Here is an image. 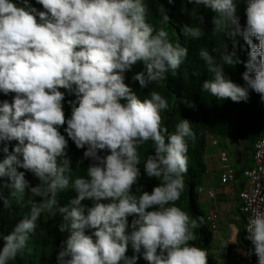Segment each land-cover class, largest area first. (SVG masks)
<instances>
[{"label":"clouds","instance_id":"obj_1","mask_svg":"<svg viewBox=\"0 0 264 264\" xmlns=\"http://www.w3.org/2000/svg\"><path fill=\"white\" fill-rule=\"evenodd\" d=\"M189 2L211 10L213 32L232 41L231 51L222 42L218 56L199 50L210 74L201 91L235 103H247L255 92L264 102V0H246L245 25L237 15L239 0ZM36 3L42 11L30 0H0V92L15 94L11 103L0 101V209L11 208L13 198L21 201L26 193L29 207L0 236V264L24 253L45 213L58 214V230L67 233L58 264H137L141 257L147 264H207V251L193 243L203 219L177 205L185 188L189 144L196 141L192 123L181 119L170 132L162 115L168 100L158 91L141 98L125 83V74L138 62L144 68L133 80L141 88L167 79L184 64L188 48L149 21L145 0ZM160 12V25L168 24L165 9ZM183 32L193 40L205 36L195 24L184 26ZM237 37L247 46L246 61L237 55ZM241 63L246 69L243 84L225 72ZM66 93L75 97L68 101L70 116L64 110ZM64 125L67 138L60 131ZM69 140L84 149L75 168ZM211 140L216 139L208 144ZM149 143L143 174L160 181L151 192L139 184L140 150ZM83 160L90 161L86 169L81 168ZM18 169L30 172L38 183L32 186ZM78 170L84 174L73 176ZM68 190L76 195L62 204L60 196ZM200 190L205 191H199L200 197L207 195L205 188ZM220 221L216 231L209 227L213 233ZM244 230L251 243L245 254L264 264V198Z\"/></svg>","mask_w":264,"mask_h":264},{"label":"trees","instance_id":"obj_2","mask_svg":"<svg viewBox=\"0 0 264 264\" xmlns=\"http://www.w3.org/2000/svg\"><path fill=\"white\" fill-rule=\"evenodd\" d=\"M14 2H19V0H14ZM145 2L149 5V21L157 27H165L173 42H179L181 46L187 47L188 57L175 73L168 74L167 79L146 88H141L139 83L133 80V76L143 71L144 68L143 64L138 62L125 74V83L141 98L146 97L150 91H158L168 100L169 109L162 115L164 124L170 132L174 131L175 125L181 119H188L192 123L193 130L196 133V141L194 144L191 142L189 144L188 172L184 177L185 188L180 200L177 201V205L189 212L192 218L203 219V223L195 230L197 239L193 243L207 251V264H218L214 257V255H217L215 254L214 233L208 226L205 210L201 208L199 192L203 187L207 174L205 158L208 142L211 138L222 141L230 140L242 149V152L238 154V162L243 164L242 161L245 158L253 156L255 143L264 135V102H261L260 96L255 92L250 93V99L247 103H235L231 100H217L209 93L201 91L202 83L210 78V74L207 73L205 64L198 55L199 50L207 48L210 53L218 56L222 42L227 45L229 51L232 49V41L227 36H221V34L213 32L212 20L215 14L211 10L202 5H194L189 0H171V2L170 0H145ZM30 3L37 9L43 10L42 6L36 3V0H30ZM246 7V0H239L237 15L240 18L241 25L246 24ZM161 8H164L170 17L168 24L160 25L159 23L162 16ZM201 17L203 18L202 22ZM193 24L201 27L205 32V36L199 40H193L184 35V26ZM237 40V55L242 61H246L248 59L247 46L242 38L237 37ZM213 49H216V51L213 52ZM245 70L243 63L232 68H225L226 74L239 84L244 83L242 73ZM61 91L65 90L61 89ZM14 95V93L4 95L0 92V101L7 100L11 103ZM74 99V95L65 94L63 104L66 116L71 115L68 101ZM189 104L195 107H189ZM64 127L66 125L61 127L60 131L67 138V134L63 131ZM15 143V141H12L9 144L10 151ZM83 151L84 149H77L75 144L69 140L68 155L73 161V168H75L77 161L83 159ZM140 151L142 176L139 184L142 185V190L151 192L152 188L157 186L160 181L154 177L148 178L143 174V161L151 151L150 143L143 146ZM2 156L3 153H0V158ZM89 163V160H83L81 168L86 169ZM246 168L236 172L239 188L242 187L243 172ZM18 170L25 171L24 169ZM83 174V170H78L73 173V176ZM25 178L32 186L38 183L37 178L30 172L25 171ZM4 194L7 196L9 190L5 189ZM75 195L76 193L73 190L62 193L60 196L61 203H67ZM27 199L28 194L26 193L21 201L13 198L11 208L0 209V236L11 231L15 224L27 215L29 210ZM84 203L91 206V201H84ZM60 222L58 214L55 217L49 216L47 213L43 214L37 222V230L30 237L28 247L22 255H19L10 264H58L57 255L61 250L62 241L67 236V233H61L58 230ZM244 223L241 227L242 232L239 235L238 243L240 246L244 244L251 248V245L245 240ZM2 243L0 241V246H2ZM226 252L230 253L229 246L226 248ZM132 254V250L129 248L127 255L131 256ZM252 257L255 264L254 255ZM137 264H147V262L141 257Z\"/></svg>","mask_w":264,"mask_h":264},{"label":"crops","instance_id":"obj_3","mask_svg":"<svg viewBox=\"0 0 264 264\" xmlns=\"http://www.w3.org/2000/svg\"><path fill=\"white\" fill-rule=\"evenodd\" d=\"M226 148L230 147L232 143L230 140L223 141ZM215 145L210 141L212 147H217L219 141L215 140ZM222 150H217L206 153V166L207 174L203 183V188L207 190H214L216 192L215 197H209L206 194L200 197V204L205 207V211L215 210L220 215V224L218 234L220 236V247L217 248L215 244V254L218 264H254L253 257L247 256L245 253L247 249H250L246 245L240 246L238 243L239 235L242 232V224L244 217L241 212V202L239 199V187L238 185H226L223 186L221 179L227 173L228 165L221 163L220 155ZM253 156L245 158L242 161L243 168L250 167L252 164ZM230 167V166H229ZM247 169V168H246ZM233 170H235L233 168ZM235 172H239L235 170ZM230 247V253L226 252V248Z\"/></svg>","mask_w":264,"mask_h":264},{"label":"built area","instance_id":"obj_4","mask_svg":"<svg viewBox=\"0 0 264 264\" xmlns=\"http://www.w3.org/2000/svg\"><path fill=\"white\" fill-rule=\"evenodd\" d=\"M211 141L214 145L216 144L215 141ZM220 161L228 165V155L222 153L220 155ZM221 183L223 186L232 184L239 185L235 171L229 166L226 175L221 179ZM200 192L203 193L205 191L200 190ZM206 193L209 197H215V192L213 190L206 191ZM262 198H264V135L254 145L253 164L243 172L242 187L239 189V199L241 201V211L245 217V227L249 214ZM245 209H248V211H245ZM219 220L220 217L217 212L210 211L207 214V222L213 231L218 229ZM245 240L251 245L250 241L247 240L246 232ZM254 259L256 264L257 258L255 255Z\"/></svg>","mask_w":264,"mask_h":264},{"label":"rangeland","instance_id":"obj_5","mask_svg":"<svg viewBox=\"0 0 264 264\" xmlns=\"http://www.w3.org/2000/svg\"><path fill=\"white\" fill-rule=\"evenodd\" d=\"M218 141H219V144L216 148L212 147V145L208 144L207 150L209 152H213L214 149H215V151L222 150L229 157L230 165H228V166H230V168H234L237 171H241L243 164L238 162V154H239V152H242V149L239 148L238 146H236V144H234L233 142L230 144L229 148H226V146L222 140H218ZM252 164H253V160H252ZM201 208L203 210H206L203 204H202ZM206 213H208V212H206ZM214 238H215V244H216L217 248H219L220 247V236H219L218 232H214Z\"/></svg>","mask_w":264,"mask_h":264}]
</instances>
